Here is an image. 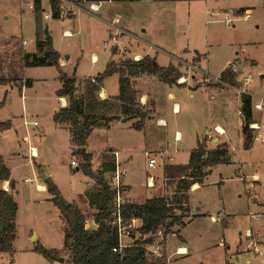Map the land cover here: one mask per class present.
<instances>
[{
  "label": "rangeland",
  "instance_id": "374dc122",
  "mask_svg": "<svg viewBox=\"0 0 264 264\" xmlns=\"http://www.w3.org/2000/svg\"><path fill=\"white\" fill-rule=\"evenodd\" d=\"M28 1L32 0H0V79L5 77L8 80V83L0 86V102L4 99L0 117L9 120L12 125L10 132L0 136V145L7 158L14 183L11 194L17 204L14 251L0 254V264H68L70 253L62 247L64 230L61 229L60 212L50 200H45L51 199V194L37 189V185L43 183L41 178L44 174L36 165H42L41 169L49 175L62 198L79 208L86 220L93 213L87 207L88 202L83 193L91 180L80 170L75 171L77 167L70 166L71 161L78 165L79 160L71 155L73 147L68 132L65 129L59 130L52 119L58 100L55 95L57 84L54 81L57 71L49 66L23 67L20 62L22 52L32 50L36 29L40 26V29L46 28L49 31L52 48L61 53L63 59L67 57L68 65L78 63L81 74L100 72L107 66L111 49L107 32L110 27L98 22V18L111 22V29H115L112 26L117 23L115 17L120 19L116 28L129 32L121 43L127 46L131 44L134 49L136 44L155 47L154 52L163 66L169 61L172 63L171 54L179 56L186 47L189 51L184 56L186 60H190L196 52L202 54L201 59L194 56L186 65L187 68L182 65L184 70L180 72L181 78L184 77L188 83L182 86L181 96L175 94L173 99L181 106L177 118L184 123L189 121V125L194 124L201 131L205 125L212 129L215 123L224 120L230 130L228 149L232 163L212 167L205 183L189 192L190 208L198 209V213L206 216L190 222L180 229L179 234L174 232L166 236L164 245L165 236L162 232L146 235L145 239L150 241L146 245L148 252L153 257L165 255L168 264H226L228 258L233 264H253L254 247L264 238V142L256 139L249 149L243 148L241 134H237V108L241 89L253 98L251 111L253 104L264 98V0H218L220 11L225 9L240 18L233 29L222 24L221 17L215 15L220 13L219 10L206 7L205 0H194L192 3L184 1L176 6L168 0L110 3L102 5L98 12L87 11L86 7L75 18L57 20L44 18L45 13L50 11L48 0H42L41 9L44 12L41 11L39 16L27 7ZM245 10L250 11L249 20L241 18ZM65 31H70L72 35L67 36ZM23 41L27 43L23 45ZM104 42L109 49L103 47ZM94 55L95 63L92 59ZM195 58L201 60L203 72L193 70L199 66ZM232 64L236 69L235 85L225 87L218 96L220 90L208 84H213L222 70ZM259 71L263 78L259 76ZM191 74L195 78L189 79ZM247 75L251 76V81L244 84L242 79ZM26 79L32 80L31 88L24 85L23 80ZM111 86L108 84L109 90ZM195 86L202 87L193 89ZM142 89L147 92L154 90L153 85L142 86ZM153 92L160 108L172 105V101L167 100L168 89L155 87ZM222 98L225 105L221 108L216 105ZM186 108L189 113L184 114ZM253 111L255 120L264 123V108ZM34 122L38 126H34ZM178 130L184 134L183 130ZM151 131L154 136L162 139V143L166 140L165 146H153L155 150L171 148L173 136H162L154 124ZM251 131L254 141L258 134L256 130ZM23 135L28 136V141L22 140ZM88 138L86 149L93 156V171L99 166L101 155L113 157L110 153H104L108 148L125 146L131 156L124 168L125 181L133 192L131 201L141 203L157 193L155 189L147 188V181L153 176L158 183L162 166L158 163L155 168L147 169V158L143 150L149 149L144 147L142 134L133 129L121 131L117 127L96 128ZM190 141L188 146L194 143L193 139ZM30 147L36 148L39 159L30 157ZM179 148H184V145H179ZM151 154L156 155L153 152ZM105 177L109 181V174ZM176 181H166L170 189L164 185L162 192L165 196L172 195ZM209 215L218 216V221L210 222ZM132 232L139 237L134 229L127 230L126 236ZM30 233H35V240L29 239ZM259 237L262 239L259 240ZM252 240L255 243L253 249L249 243ZM124 243L132 244L127 239ZM37 245L59 251L58 259L48 261L34 251ZM180 246L187 248V256L176 254Z\"/></svg>",
  "mask_w": 264,
  "mask_h": 264
},
{
  "label": "trees",
  "instance_id": "16d2710c",
  "mask_svg": "<svg viewBox=\"0 0 264 264\" xmlns=\"http://www.w3.org/2000/svg\"><path fill=\"white\" fill-rule=\"evenodd\" d=\"M33 10L40 15L41 0H33ZM82 3L100 2H139L147 0H77ZM50 12L53 19L60 17L58 0H49ZM35 49L40 55L25 54L22 58L24 67L49 66L55 68L61 88L56 96L67 98L68 106L61 108L53 115V121L58 125H68L70 131L71 155L78 158L79 163L75 171H81L89 177L93 184L85 190L84 195L88 205L96 214L93 215L96 230L85 228V216L78 209L68 204L58 192L50 177L43 172L39 165L38 170L44 174L42 181L46 190L51 194V202L60 212V218L65 223L62 247L69 250L68 264H168L165 255L152 256L147 250L149 239L135 238L132 244L118 250L117 229L112 226L116 215L125 221L141 219V225L136 229L141 235L152 236L156 232L163 233V245L166 236L173 232L174 226L183 227L184 220L190 213L187 207L190 187L197 183L202 184L209 174L208 168L216 165L230 163L231 159L225 146L207 150L202 144L190 152L186 165H170L164 168L166 179H176L173 194L163 197H152L143 203L124 202L118 208L115 206L116 192L111 190L106 180V175L114 172L115 159L106 154L101 155L100 164L95 171L92 170L93 156L87 152L88 137L96 128H109L114 120L136 119L131 129L140 131L144 121L150 114L136 101L137 91L132 78L140 75L154 76L166 85H178L179 70L172 64L166 68L159 66L155 58L143 57L139 60H126L115 64L108 62L105 70L94 78H85L81 81L82 93H77L76 77L68 76L59 66L60 58L52 48L51 38L47 31L42 32L37 26ZM44 35V38L42 36ZM118 74L119 93L111 99L100 100L98 92L103 87V80ZM217 85H235V73L228 67L220 74ZM8 83L7 79H0V85ZM26 87H31V81L24 80ZM241 106L239 113L242 116L241 133L244 135V149H249L253 144V138L249 124L253 123L251 116L252 98L249 95L240 94ZM4 106V99L0 102V109ZM11 127L10 122L0 123V132ZM10 172L0 156V183L9 181L10 189L14 188L10 179ZM123 191V187H120ZM17 205L8 192L0 188V253L8 254L13 251L12 244L15 240V219ZM117 249V252H113ZM34 251L41 254L50 262L58 259L59 251L43 248L40 245L34 247Z\"/></svg>",
  "mask_w": 264,
  "mask_h": 264
},
{
  "label": "crops",
  "instance_id": "0c3cea01",
  "mask_svg": "<svg viewBox=\"0 0 264 264\" xmlns=\"http://www.w3.org/2000/svg\"><path fill=\"white\" fill-rule=\"evenodd\" d=\"M71 1L76 3L79 6L80 10H77V13H75L74 16H70V15L65 16L64 15L63 17H59V18H62V19L65 18V17L75 18V16L79 12L85 11L86 7H87V11H89L88 10L89 4L95 3V2H93V3H89L88 4V3L78 2L77 0H71ZM160 1H165V0H160ZM168 1L172 2L171 4H174L176 6V4H179V3L184 2V1L187 2V3H192L194 0H168ZM205 1H206V4H205L206 7L210 6L214 10H219L220 13L225 11V9L220 11L221 10L220 9L221 6L219 7V5H218L219 1L218 0H205ZM141 2H144V1H141ZM41 3H42V0H41ZM48 3H49V0H48ZM110 3H127V2H113V1H111V2L110 1H108V2H100V3H97V4H99V8H98V10L96 12H98L100 10V7L102 5L110 4ZM41 8H42V6H41ZM238 9H241V8H238ZM49 10H50V3H49ZM42 12H44L43 9H42ZM49 13H51V12L49 11ZM49 13H45V15H44V18L46 20H50V19H47L45 17ZM220 13H215V15L216 16L217 15L220 16ZM57 19H53V20H57ZM114 20L117 23H115V25L114 24L112 25V26H115V29H111V24H112L111 22L107 23V21H104L101 18L100 19L98 18V22H103L106 27H107V25L110 27V29L107 30V32L109 33V41H110V46L109 47L111 49V51H110L111 53L108 56V62H114L115 64H119L120 62H123V61H126V60H130V61L131 60H135L136 61V60H139V59L147 56V57L155 58L156 63L159 64V66H161V67L166 68L168 65L172 64L173 66H175L179 70V72H181L182 70H184V68H183L184 66L189 65L188 62H190V60H192V58L194 56H196V58H198V59H199V57H200V59L203 57L202 54L196 52V54L190 60L184 59L185 58L184 56L189 52L187 50V47H186L184 49V51H182V53H180L179 56L171 54V59L173 60L172 63H170L171 61H169L166 66H163L164 64L159 63V61H158L157 53L154 52V50H156L155 47L150 46L149 44L148 45H144V46H139V45L136 44L135 45L136 47L134 49V47L131 46V44H129L127 46L124 43H121V41L125 37V35H129V32L127 30L123 29V28H116V24H119L120 19L118 17H115ZM40 30H42V32L47 31L48 35L50 36L49 31L46 28L45 29H40ZM64 33L67 36H71L72 35L70 31H65ZM42 38H44V35L42 36ZM50 38H51V36H50ZM24 42L25 43H22L23 45L27 43L26 41H24ZM51 42H52V38H51ZM105 45L107 47V43L106 42H104L103 47ZM106 47H105L106 50L109 49L108 47L107 48ZM140 47H141V49L138 50V48H140ZM57 53H59V52H57ZM25 54L36 55L37 57H40V55H41L35 49V42H34V47L32 48V50L30 52H26V51L22 52V55L20 57V62L22 64V66H23L22 58H23V56ZM59 56H60V58L58 60V63H59V66H61L62 70L68 76H71L72 74L75 75L76 84H77V87H78L77 88V93L78 94L82 93L81 81L83 79H85V78H94L95 76H97L98 74H100V73H102L104 71L103 68H102L101 70H99L100 72L96 71L94 74H91V75L81 74L79 72L80 67L78 66V63H76V64L71 63V64L68 65L67 62H66V58L67 57H65V59H63L61 53H59ZM196 58H195L194 61L199 66L196 67V68L193 67L194 68L193 70H196L199 73L203 72V70L201 68V63H200L201 60L200 61L196 60ZM92 59H93V62L95 63L96 62V56L95 55L92 56ZM182 65H184V66H182ZM68 66H69L70 69L67 68ZM230 67L232 68L234 73H236V69L234 68V64H232ZM25 68H33V67H25ZM186 68H187V66H186ZM220 74H219V76H220ZM259 74H260L259 76L263 78V74H262L261 71H259ZM180 75H181V73H180ZM192 75L193 74H191L189 76L190 77L189 79L195 78V76H192ZM219 76H218V78H219ZM180 78H181V76H180ZM28 80H30V79H28ZM30 81H31V87H32V80H30ZM54 81L57 84V87L55 89L56 90L55 91V95H56V92L59 91V89L61 88V85H62V84H60V82L58 80V74H56V76L54 78ZM131 81H133L135 83L134 88L137 91L136 101L138 102V104L144 110L150 112V114L148 115V117L144 121L143 128L140 131H135V130L134 131L137 132V133L142 134V137L144 138V147L149 149V150L144 149L143 150V154L144 155H145V153L148 154L149 158H151V157L152 158H156L157 164L159 163L162 166V171H161L162 175H161L160 179L157 178L158 183L156 182V177H153V176L149 177V179L147 181V188H149L150 190L155 189L157 191V193L154 194L152 197H163V196H165L164 195L165 193L162 192V189L164 190V185L167 188H169V186L166 184V181L168 179H166L165 173H163L164 168L167 167V166H170V165H186L188 163V160H189V157H190V152L193 149H195L200 144H202L204 146V148H206L207 150L216 149V147H218V146H225L226 151H227V153H228V155H229V157L231 159V153H229L230 151L228 149V142H229V138H230V135H229L230 130H229L228 124H226V122L224 120H223V122L215 123L213 125L212 129L208 128L205 125V126L202 127L203 131H201V129L199 127H197L196 125H194V124L189 125L188 124L189 121H187V123H184V122L181 121V119L177 118V116L181 113V106H180V104L175 102L173 99H174L175 94L178 95L179 97L181 96V94H182L181 92H182V89H183L182 86L185 87L186 85H183V84H178V85H169V84H167L166 85L165 83L159 81L156 77H154V76H149L148 77L146 75H140L137 78H132ZM23 82H24V80H23ZM23 82H22V84H23ZM187 83L188 82H186V84ZM108 84L112 85L110 90L108 89ZM261 84H263V83H261ZM146 85H148V86L149 85H153V89H154L153 91H155V87L168 89L167 100L172 101V105L170 107L168 106V108H160V104H159V101L156 99L155 93L153 91L147 92L146 89H144V90L142 89V86L146 87ZM208 85L215 86L216 88H218L220 90V92L218 93V96H219V94L222 93V90L224 91L225 87H228L225 84L222 85V86H219V85H217L215 83H213V84L211 83V84H208ZM202 86H195L193 89L200 88ZM31 87H26V88H31ZM188 89L192 90V88H188ZM118 93H119L118 74L114 73L112 76H110L108 78H105L103 80V87L98 92L97 95H98V98L100 100H105V99H111L113 97H116L118 95ZM5 95H6V93H5ZM223 97H226V96H223ZM222 101H223V98H222L221 102L218 103L216 106H219V107L222 108L225 105V104L223 105ZM252 102H253V98H252ZM220 104H222V105H220ZM254 104H256V103H254ZM67 106H68L67 98L59 97L57 102H56V105L54 106V109H53L54 113L53 114L58 112L61 108H65ZM240 106H241V98H240V102H239V105H238V108H237V112H238ZM226 108H227V106H226ZM3 109L4 108L0 109V113H1V111ZM253 110L251 111L252 120H253V122H256L258 124V126H259V129H258V131H256V133L260 134L262 139L264 140V125H263L264 123H262L263 121L261 122V120L259 122H257L255 120V118H254L255 116L253 115V112H254ZM177 111H178V113H176ZM186 113H189V110L187 108H186L184 114H186ZM262 118H263V116H262ZM52 119H53V116H52ZM122 119L123 118H121V120H114V122H112L109 125V128H113L114 129V128L117 127L121 131H124V130L126 131V130H129V129L131 130V126H132L131 124L133 122H135L136 119H132L131 121L126 119L125 122H122ZM7 121L10 122L9 120H3L0 117V123L1 124L5 123ZM54 123H55V126L59 130L60 129H62V130L65 129L68 132V137H69L68 139L70 140L69 126L66 125V124H64V125H60L59 124L58 125L55 121H54ZM127 124H130V126H126ZM153 124H154V126H156L157 128L160 129V133H162V136L167 137L166 136L167 134H169V136H173L171 148L167 149V147H164L163 150H160V149L155 150L156 148H154L153 146L156 145V147H158L161 144H163V146H165L164 142L166 143V140H164L163 143H162L161 142L162 141L161 138L154 136L153 132L151 131V127L153 126ZM36 126H38V124ZM241 126H242V118L239 116L238 125H237V127L239 129L237 130L238 131L237 134L238 133L241 134L242 142H243L242 145H244V135L241 133ZM178 128L183 130L184 134H182V132L180 130H178ZM215 129L218 131V133L216 132ZM11 130H12V125H11V127L9 129H6L5 131L0 132V136H5L6 133L10 132ZM201 132H203V133H201ZM170 133H172V134H170ZM185 138H186V140H185ZM191 139L194 140L193 141L194 142L193 143L194 146H193V144L188 146V143L191 142L190 141ZM256 139L257 138L254 139L253 144L256 141ZM22 140L23 141H28V136L27 135H23ZM184 140H185V142H184ZM179 145H184V148H179ZM16 147L19 148V145H16ZM30 148L33 149V155L32 156L30 155V157L35 159V160L39 159L38 158L39 154H38L36 148H34V147H30ZM183 149H185V150H183ZM71 150H72V148H71ZM107 150L108 151L104 152V153H112V152H115V151L117 152L119 168L123 171V174H124V176H123V178L121 180V185L123 187L121 198H122L123 202H130V203H133V204L134 203H138V202H135V201L134 202L131 201V196L133 195V192H131L132 188L125 181L126 174H125V169L124 168H125V165H127V163H128L126 161H129L131 156L127 153L128 151L125 149V146H122V147L118 146V147H115V148L110 147ZM87 152H88V150H87ZM152 152L155 153L156 155L151 154ZM7 154L8 155L9 154L12 155V153H9V152H7ZM16 155L19 156V153H16ZM0 156H1V158H3L4 164L8 168L9 172H10V169H9V167L7 165V158L4 156V150H3L1 145H0ZM231 163H232V160L228 164H231ZM39 166L42 168L41 164H39ZM211 168L212 167L207 169L209 174L211 173L210 172ZM147 169H148V167H147ZM47 176H49V175L47 174ZM10 179H11V177H10ZM205 180H206V178L204 179L203 183L200 184V185L197 184V183L193 184L190 187V191H192L193 189L200 188L205 183ZM155 182L157 183V185L155 184ZM92 184H93V182L91 180V183L86 186L85 190L90 188L92 186ZM0 188L2 190H4L5 192H8L10 195H12L11 194V190L14 189V188L10 189L8 180H6L4 182H1L0 183ZM37 189L40 192H42V193L43 192H47L46 186H45L44 183H39L37 185ZM173 192H172V194H173ZM12 197H13V195H12ZM152 197L151 198H145L144 200H142L141 203H143L145 200L152 199ZM13 199H14V197H13ZM45 200L49 201L51 199H45ZM188 200H189V193H188ZM138 204H140V203H138ZM87 207L89 209H92L93 213H92V217H90L87 220L85 219V225L84 226H85L86 229L96 230L97 226H96V224L94 222L93 215L96 214L97 211H95L89 205ZM187 207L190 208V206L188 205V202H187ZM74 208L79 210V208H77V207H74ZM197 211H198V209L190 208V213H189L188 217L184 220L183 227L175 226L173 228V230H174L173 232H177L179 234L180 229H182L185 226H187L190 222L194 221L198 217L206 216V214H200ZM16 216H17V214H16ZM209 218H210V222H216L219 219L218 216L215 217L214 215H209ZM61 221H62V224H61L62 228L61 229L64 230L65 223H64L63 220H61ZM129 225H130L131 229L136 230L141 225V219L135 218V220L129 221ZM137 234H138L139 237H137L136 233L133 234V232H132V234H130V235L126 236L125 238H123V243H124V241L126 239L131 241V242H133V240H135V238L139 239L140 237L141 238L144 237V239H145V235L141 236V234L139 232H137ZM63 237H64V234H63ZM252 238H253V236H252ZM29 239L30 240H35L36 239L35 233H33V234L30 233ZM260 239H262V238L259 237V240ZM15 241H16V235H15V240L13 241V244H12L13 251H14ZM182 241L186 244V242L184 240H182ZM249 243L251 244V245L249 244L251 247L254 246V244H255V243H253V240H252V242L250 241ZM258 244H257L258 246L254 247V250H256V252L254 251V257H253L252 261H254L253 264H264V238H263V241L258 243ZM252 249H253V247H252ZM0 254H4V253H0ZM176 254L179 255V256H187L188 255V250H187V248L185 246H180V247L177 248ZM225 262H226V264H233L230 261V258L226 259ZM12 263H13V261H12Z\"/></svg>",
  "mask_w": 264,
  "mask_h": 264
},
{
  "label": "built area",
  "instance_id": "2783aa9c",
  "mask_svg": "<svg viewBox=\"0 0 264 264\" xmlns=\"http://www.w3.org/2000/svg\"><path fill=\"white\" fill-rule=\"evenodd\" d=\"M58 2H59V8L58 9H59V12H60V17H63L64 15L65 16H68V15L74 16L75 13H77V10H80L79 6L76 3H74L73 1H71V0H58ZM33 5H34V1L33 0L27 2V7L29 9H33ZM98 8H99V4H97V3L89 4V6H88V10L91 11V12H96L98 10ZM45 17L47 19H52L53 18L52 17V12L47 14ZM220 17H221L220 21L228 29H233L235 27L234 25L237 22H239V19H240L239 17H237L235 15V13L232 14V13H229L227 11L221 12L220 13ZM241 18H243L244 20H249L250 19V11L249 10L243 11V15L241 16ZM23 43H25V42L23 41ZM104 47H106V45ZM179 79L177 80V81H179L178 84H183L184 85L185 82H186L185 79L184 78H181L180 80ZM242 80H244V84H248L251 81V76L247 75ZM204 81H208L209 82L210 80L204 79ZM213 81H214L213 83H215V84L220 82V81H218V79H215ZM197 83H202V82L197 81ZM240 92H241V94L249 95V94H247V91L244 90V89H241ZM260 99L261 100L258 103L253 104V109L254 110L259 111V110L264 108V105L262 104V100L264 98H260ZM238 115L242 118V116L240 115L239 111H238ZM33 125L36 126L37 122H34ZM249 128L251 130L258 131L259 126H258V124L256 122H253V123L249 124ZM216 132L218 133L217 130H216ZM257 139H260L262 142H264V140L262 139L260 134L257 135ZM110 154L115 159V170H114V172L109 173V177H108L109 181H107V182H108V185H109L110 189L116 192V197H115V200H114L115 202L114 203H115L116 208H118L121 204L124 203L122 198H121L122 191L120 190V187L122 186L121 185V180H122L124 174H123V171L119 168L117 152L115 151V152H112ZM30 155L31 156L33 155V149H31V148H30ZM145 156L147 157V167H148V169L155 168V166L157 165L156 158H152V157L149 158V155L146 154V153H145ZM70 166L71 167H77V163L75 161H71ZM112 226L117 229L118 246H119L118 250H121L123 247L127 246L126 244L123 243V238L126 237L127 230L131 229L130 225H129V221L123 220L120 217V215L117 214L116 215V219L112 222ZM113 252H117V249H113ZM255 252H256V250H255Z\"/></svg>",
  "mask_w": 264,
  "mask_h": 264
},
{
  "label": "water",
  "instance_id": "95a60500",
  "mask_svg": "<svg viewBox=\"0 0 264 264\" xmlns=\"http://www.w3.org/2000/svg\"><path fill=\"white\" fill-rule=\"evenodd\" d=\"M126 121V119H122V122H125ZM59 261L61 262L62 261V259H59Z\"/></svg>",
  "mask_w": 264,
  "mask_h": 264
},
{
  "label": "bare ground",
  "instance_id": "6f19581e",
  "mask_svg": "<svg viewBox=\"0 0 264 264\" xmlns=\"http://www.w3.org/2000/svg\"><path fill=\"white\" fill-rule=\"evenodd\" d=\"M220 132V131H219Z\"/></svg>",
  "mask_w": 264,
  "mask_h": 264
}]
</instances>
